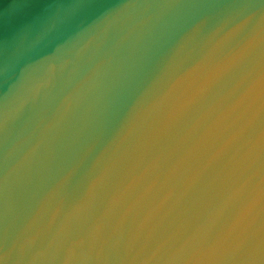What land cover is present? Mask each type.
<instances>
[{"label": "water", "instance_id": "water-1", "mask_svg": "<svg viewBox=\"0 0 264 264\" xmlns=\"http://www.w3.org/2000/svg\"><path fill=\"white\" fill-rule=\"evenodd\" d=\"M0 264H264V0H0Z\"/></svg>", "mask_w": 264, "mask_h": 264}]
</instances>
